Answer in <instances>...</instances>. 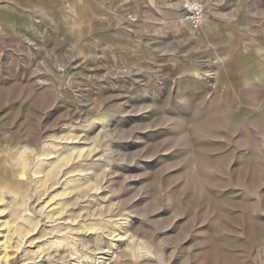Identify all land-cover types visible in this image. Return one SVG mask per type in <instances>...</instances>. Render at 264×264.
I'll return each mask as SVG.
<instances>
[{
	"label": "rangeland",
	"instance_id": "obj_1",
	"mask_svg": "<svg viewBox=\"0 0 264 264\" xmlns=\"http://www.w3.org/2000/svg\"><path fill=\"white\" fill-rule=\"evenodd\" d=\"M183 1L0 0V260L264 264V0Z\"/></svg>",
	"mask_w": 264,
	"mask_h": 264
},
{
	"label": "built area",
	"instance_id": "obj_2",
	"mask_svg": "<svg viewBox=\"0 0 264 264\" xmlns=\"http://www.w3.org/2000/svg\"><path fill=\"white\" fill-rule=\"evenodd\" d=\"M184 19L194 28L201 26L207 13L206 4L201 0H184L182 2ZM0 264H10L8 260H0Z\"/></svg>",
	"mask_w": 264,
	"mask_h": 264
},
{
	"label": "bare ground",
	"instance_id": "obj_3",
	"mask_svg": "<svg viewBox=\"0 0 264 264\" xmlns=\"http://www.w3.org/2000/svg\"><path fill=\"white\" fill-rule=\"evenodd\" d=\"M20 246H21V245H19V249L21 248ZM9 257H10V255L7 254V253H3V254L0 255V258L8 259Z\"/></svg>",
	"mask_w": 264,
	"mask_h": 264
}]
</instances>
